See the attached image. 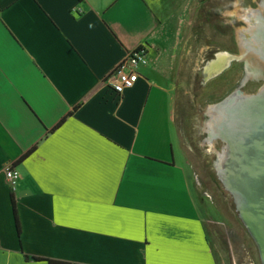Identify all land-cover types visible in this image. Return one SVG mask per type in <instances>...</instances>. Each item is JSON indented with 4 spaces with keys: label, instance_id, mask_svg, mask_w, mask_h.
I'll list each match as a JSON object with an SVG mask.
<instances>
[{
    "label": "crops",
    "instance_id": "1",
    "mask_svg": "<svg viewBox=\"0 0 264 264\" xmlns=\"http://www.w3.org/2000/svg\"><path fill=\"white\" fill-rule=\"evenodd\" d=\"M206 2L0 0V264H219L175 146ZM138 48L149 65L117 95L109 76Z\"/></svg>",
    "mask_w": 264,
    "mask_h": 264
},
{
    "label": "rangeland",
    "instance_id": "2",
    "mask_svg": "<svg viewBox=\"0 0 264 264\" xmlns=\"http://www.w3.org/2000/svg\"><path fill=\"white\" fill-rule=\"evenodd\" d=\"M259 2L207 0L201 17H191L188 24L189 31L186 30L184 40L187 63L175 85L173 104L178 128V141H175L177 159L191 172L202 215L207 221L208 240L219 264L262 262L256 244L240 220L232 196L218 178L214 164L224 144L217 140L211 149V144L206 141L204 115L208 107L220 103L237 89L245 95L256 94L264 85V80L256 79L255 73L246 70L245 60H232L230 63L221 60L218 65L219 69L222 67L220 73L213 66L207 70L208 78L204 71L208 63L221 53L243 57L237 36L239 31L248 28L249 23L244 17L250 10L259 9ZM171 59L174 57L171 56ZM247 60L251 62L248 57Z\"/></svg>",
    "mask_w": 264,
    "mask_h": 264
},
{
    "label": "water",
    "instance_id": "3",
    "mask_svg": "<svg viewBox=\"0 0 264 264\" xmlns=\"http://www.w3.org/2000/svg\"><path fill=\"white\" fill-rule=\"evenodd\" d=\"M255 13L264 14L260 9ZM245 20L249 23L248 28L239 31L243 57L230 55L231 60L220 58L219 62L221 59L228 63L245 60L246 70L255 73L256 79L264 80V73L260 76L261 72L252 69L247 60L250 58L264 71V17H247ZM218 57L205 67L207 78V69L213 68ZM214 70L220 73L222 67ZM205 116L204 131L208 134V143L217 140L224 143L214 164L218 178L232 196L240 220L264 264V85L254 95H245L237 89L220 103L208 107Z\"/></svg>",
    "mask_w": 264,
    "mask_h": 264
},
{
    "label": "built area",
    "instance_id": "4",
    "mask_svg": "<svg viewBox=\"0 0 264 264\" xmlns=\"http://www.w3.org/2000/svg\"><path fill=\"white\" fill-rule=\"evenodd\" d=\"M149 65L148 55L142 49L128 54L109 76L108 82L117 95L133 88L139 80V70ZM5 176L9 185L15 189L21 176L16 168H7Z\"/></svg>",
    "mask_w": 264,
    "mask_h": 264
},
{
    "label": "bare ground",
    "instance_id": "5",
    "mask_svg": "<svg viewBox=\"0 0 264 264\" xmlns=\"http://www.w3.org/2000/svg\"><path fill=\"white\" fill-rule=\"evenodd\" d=\"M260 10H261L262 12H264V3L261 5ZM244 19H247V17H244ZM217 55H218V54H217ZM218 56H219V57H218L217 61L215 62V64H213L214 67H218V65L220 64V63H219L220 58H227V59L231 60L229 54H222V53H221V54L218 55ZM221 60L224 61V59H221ZM249 60H250V58H249ZM253 63H254V62H252V61L250 62V64H251V68H252V69H256V71L258 70L257 73H260V72H261V73H260V76H262V74L264 73V71L262 72L261 69H258V67H254V64H253ZM255 66H256V65H255ZM211 68H212V67H211ZM211 68H210V69H211ZM208 69H209V68H208ZM208 69H207V70H208ZM209 72H210V70H209ZM249 76H250V75H249ZM204 129H205V127H204ZM214 143H215V142H214ZM214 143H213V144L210 143V144H211V145H210L211 149H213V145H214ZM220 154H221V153H218L217 155H220Z\"/></svg>",
    "mask_w": 264,
    "mask_h": 264
},
{
    "label": "trees",
    "instance_id": "6",
    "mask_svg": "<svg viewBox=\"0 0 264 264\" xmlns=\"http://www.w3.org/2000/svg\"><path fill=\"white\" fill-rule=\"evenodd\" d=\"M142 50V48H138L137 51H140ZM64 123V120L59 124V126ZM15 207V205H14ZM15 211V218H16V225H17V231H18V234H20V225H19V221H18V217H17V214H16V210ZM27 260H33V261H46L45 259H42V258H36V257H26ZM48 263L49 264H67L65 262H58V261H51V260H48Z\"/></svg>",
    "mask_w": 264,
    "mask_h": 264
},
{
    "label": "flooded vegetation",
    "instance_id": "7",
    "mask_svg": "<svg viewBox=\"0 0 264 264\" xmlns=\"http://www.w3.org/2000/svg\"><path fill=\"white\" fill-rule=\"evenodd\" d=\"M260 4H258V5H260L261 6V4H263L264 3V0H260V2H259ZM260 9V8H259ZM259 9H253V10H250L249 11V13H247V15L245 16V17H264V14H261V15H259V14H257V13H255V12H257ZM237 38H238V44H239V46H240V38H239V35L237 36ZM206 86H207V84H206ZM204 117H205V120H206V116L204 115ZM206 133V132H205ZM207 134V133H206ZM207 137H208V134H207ZM207 141V143H208V140H206ZM218 141H220V142H222L221 140H218ZM223 143V142H222ZM218 144V143H217ZM224 144V143H223Z\"/></svg>",
    "mask_w": 264,
    "mask_h": 264
}]
</instances>
